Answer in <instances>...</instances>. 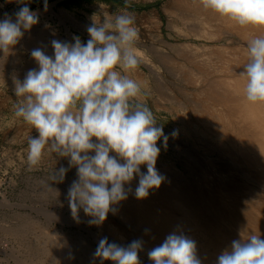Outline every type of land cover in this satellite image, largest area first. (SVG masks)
I'll return each mask as SVG.
<instances>
[{
  "label": "clouds",
  "instance_id": "obj_1",
  "mask_svg": "<svg viewBox=\"0 0 264 264\" xmlns=\"http://www.w3.org/2000/svg\"><path fill=\"white\" fill-rule=\"evenodd\" d=\"M15 21L5 14L0 20V52L10 53L26 31L39 22L38 12L24 0ZM127 3V0H126ZM204 9L235 21L241 27L264 28V0H201ZM47 10L48 3L44 0ZM89 39L82 42L52 40L53 55L42 48L31 50L37 68L27 71L23 81L14 79L13 115L38 133L28 138L27 163L38 166L46 153L68 158L69 167L53 172L52 180L62 182L68 170L76 176L67 192L74 219L82 209L90 225H100L116 205L132 191L138 177L137 199L147 198L166 180L156 168L160 155L157 142L169 137L150 108L140 102L141 84L130 73L141 64L137 48L140 39L135 16L130 12L112 14L87 27ZM248 60L240 74L246 77L245 96L249 102H264V36L247 42ZM173 130L172 137L177 136ZM141 166L147 171L142 172ZM147 231V230H146ZM143 241L127 246L99 240L94 257L113 264H140ZM152 264H202L196 242L172 232L147 253ZM216 264H264V239L250 234L233 240L218 255Z\"/></svg>",
  "mask_w": 264,
  "mask_h": 264
},
{
  "label": "rangeland",
  "instance_id": "obj_2",
  "mask_svg": "<svg viewBox=\"0 0 264 264\" xmlns=\"http://www.w3.org/2000/svg\"><path fill=\"white\" fill-rule=\"evenodd\" d=\"M64 1L47 0L45 10L44 0H24L32 11L38 12L39 22L24 33L10 53L0 52V264H100V258L94 257L99 240L107 237L110 243L122 246L136 240V232H133L129 221H136L133 219L136 218V210L142 202H148L155 190H150L147 198L120 202L115 206L119 214L110 212L103 224L90 225V217L85 216L82 209L79 219L73 218L67 192L77 179L76 168L68 170L62 182L53 181L54 170L69 167L68 158H60L55 153H46L38 166L29 168L28 138L38 133L13 115V105L17 101L14 79L22 82L28 70L38 67L30 55L31 50L39 47L51 56L52 40L71 43L75 36H79L86 43L90 38L87 27L93 19L99 22L112 14L132 13L139 29L137 48L142 53V62L130 75L141 84L143 95L139 98L140 102L150 108L169 137L166 147L163 139L157 142L161 151L156 168L162 175L176 173L180 181L174 184V189L187 188L190 193L194 191L191 167L199 146L194 125L195 109L192 112L197 77L194 64L198 60L246 58L242 56L244 46L240 37L230 29L210 27L199 21L182 23L169 17L165 10L173 0H127V3L121 0V6L79 0L78 6L71 5L69 8L62 5ZM22 6L17 0H0V20L7 14L15 21L14 14ZM61 9L68 12L66 16L60 12ZM182 56H185L184 59ZM185 98L189 100L185 101ZM254 127L257 128L256 125ZM173 130L178 133L176 137L170 135ZM261 136L264 138V133ZM202 143L199 150L206 154L209 150L207 137H203ZM141 171L146 172V166H141ZM135 179L130 186L133 192L138 184V177ZM120 226L123 233L119 231ZM151 249L143 246L138 254L140 264H152L147 255ZM103 264L113 262L103 261Z\"/></svg>",
  "mask_w": 264,
  "mask_h": 264
},
{
  "label": "bare ground",
  "instance_id": "obj_3",
  "mask_svg": "<svg viewBox=\"0 0 264 264\" xmlns=\"http://www.w3.org/2000/svg\"><path fill=\"white\" fill-rule=\"evenodd\" d=\"M60 12L65 16L68 13L62 9ZM165 12L182 23L199 21L210 27L230 29L240 37L244 46L242 56L246 58L196 61L192 112L195 111L194 125L199 146L191 167L194 191L190 193L185 187L174 189V184L180 181L178 175L172 172L164 175L166 180L152 191L148 202L141 203L139 210H136V218H133L136 221L130 220L129 224L136 232L135 239L142 240L144 247L153 248L161 244L172 232L182 233L196 242L197 256L202 264H216L218 255L230 248L233 240L247 239L253 233L264 239V138L261 136L264 133V102L252 103L246 99V77L240 75L248 60L247 42L264 36V28L241 27L235 21L204 9L201 0H173ZM203 137L208 139L209 150L206 154L199 150ZM133 190L125 201H135ZM141 230L144 234H141ZM119 231L123 233L121 226Z\"/></svg>",
  "mask_w": 264,
  "mask_h": 264
},
{
  "label": "trees",
  "instance_id": "obj_4",
  "mask_svg": "<svg viewBox=\"0 0 264 264\" xmlns=\"http://www.w3.org/2000/svg\"><path fill=\"white\" fill-rule=\"evenodd\" d=\"M78 1L79 0H66V1L62 2V5L65 8H69L71 5L78 6ZM86 1H89V2L100 1V2H104V3H114V4H117V5H120V6L123 5L121 0H86ZM138 7L140 8V7H144V6H138Z\"/></svg>",
  "mask_w": 264,
  "mask_h": 264
}]
</instances>
